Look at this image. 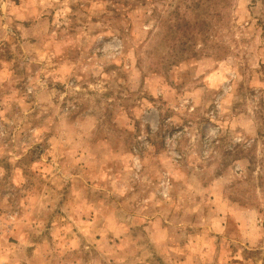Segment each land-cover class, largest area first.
<instances>
[{"label":"rangeland","instance_id":"1","mask_svg":"<svg viewBox=\"0 0 264 264\" xmlns=\"http://www.w3.org/2000/svg\"><path fill=\"white\" fill-rule=\"evenodd\" d=\"M0 264H264V0H0Z\"/></svg>","mask_w":264,"mask_h":264}]
</instances>
